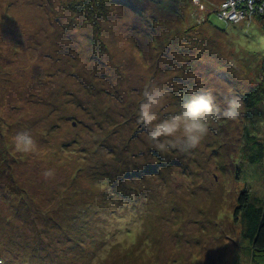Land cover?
Returning a JSON list of instances; mask_svg holds the SVG:
<instances>
[{
    "label": "rangeland",
    "instance_id": "374dc122",
    "mask_svg": "<svg viewBox=\"0 0 264 264\" xmlns=\"http://www.w3.org/2000/svg\"><path fill=\"white\" fill-rule=\"evenodd\" d=\"M71 2L0 0V264H251L237 209L246 191L264 206L245 139L253 121L264 143V104L243 98L264 86L263 15L98 0L89 20ZM150 85L161 117L204 90L221 110L238 97L239 115H218L195 149H160L137 119Z\"/></svg>",
    "mask_w": 264,
    "mask_h": 264
},
{
    "label": "clouds",
    "instance_id": "9594fccd",
    "mask_svg": "<svg viewBox=\"0 0 264 264\" xmlns=\"http://www.w3.org/2000/svg\"><path fill=\"white\" fill-rule=\"evenodd\" d=\"M143 97L137 109V119L146 127L147 138L160 149L171 147L182 152L200 145L210 122L218 115L234 120L241 108L239 98L230 96L225 98V107L221 110L216 95L204 90L185 100L176 113L161 117L158 108L163 101V90L150 85L144 89ZM13 141L18 152H29L34 147V140L27 132L16 133Z\"/></svg>",
    "mask_w": 264,
    "mask_h": 264
},
{
    "label": "trees",
    "instance_id": "16d2710c",
    "mask_svg": "<svg viewBox=\"0 0 264 264\" xmlns=\"http://www.w3.org/2000/svg\"><path fill=\"white\" fill-rule=\"evenodd\" d=\"M95 1L98 2V0H72L71 3L76 13L79 12L84 16L88 17L89 20H94L98 17ZM99 14L102 15L103 12H100ZM105 15H107V13H105ZM223 22L225 23V21ZM262 25L264 26V22L262 23ZM3 59L4 58L0 55V62ZM2 85L5 86V84ZM6 92L7 89L2 92V94H0V104L4 101V99H7L5 95ZM243 98H245L247 103H249V107L255 108L257 107V104H264V86H257L253 88L252 91L247 93ZM252 123L253 121H251L250 125L247 126L245 129V139H249V141L253 143L250 149L252 150V152L248 157V162L253 165H263L264 143L260 142L261 139L258 138L255 133L252 132V130H256V125ZM249 129L252 133L249 131ZM3 135L4 134H2L0 138H2ZM21 193L22 195H24L27 193V190ZM22 198L24 199V201H26V197L22 196ZM29 198L31 197L29 196ZM238 203L239 206L237 210H239L240 214L237 217L239 218V221L242 225L241 234H243L242 236L245 238L246 241H248L250 245V251H247L248 256L250 258V263L264 264V206L259 202L256 203L247 191L245 193L240 194V196L238 197ZM33 212L35 213L36 210ZM36 213L38 214V212Z\"/></svg>",
    "mask_w": 264,
    "mask_h": 264
},
{
    "label": "built area",
    "instance_id": "2783aa9c",
    "mask_svg": "<svg viewBox=\"0 0 264 264\" xmlns=\"http://www.w3.org/2000/svg\"><path fill=\"white\" fill-rule=\"evenodd\" d=\"M229 2H234V4L229 5L230 13L239 11L238 7L241 5L243 7V11H241V16L238 17L236 20L234 18H231V21H237L241 19L240 21L245 20L252 14H262L264 18V0H229ZM227 11V9H226ZM227 11V12H228ZM220 15V14H219ZM223 17V13L221 14ZM221 16V17H222Z\"/></svg>",
    "mask_w": 264,
    "mask_h": 264
}]
</instances>
